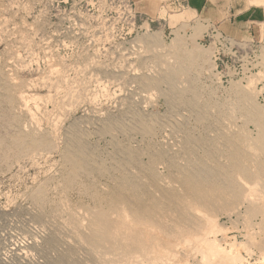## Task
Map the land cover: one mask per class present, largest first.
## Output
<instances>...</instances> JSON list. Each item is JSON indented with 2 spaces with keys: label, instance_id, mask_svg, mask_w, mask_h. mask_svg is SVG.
I'll return each mask as SVG.
<instances>
[{
  "label": "rangeland",
  "instance_id": "obj_1",
  "mask_svg": "<svg viewBox=\"0 0 264 264\" xmlns=\"http://www.w3.org/2000/svg\"><path fill=\"white\" fill-rule=\"evenodd\" d=\"M252 1L249 0V3L252 4ZM171 2L162 6L158 15L151 17L140 13L134 0H0L1 236L11 227L10 220L23 223L28 219H35L27 213L29 207L26 204L29 202V194L39 183L51 180L59 174L58 169L63 162L71 128L78 127L80 131L85 121L105 122L120 117L133 105L132 97L137 86L135 82H140L141 78H151L153 75L159 77L157 72L162 74L159 69L165 71L175 69V60L169 54L166 56L164 51L161 53L160 49L147 50L141 43L144 50L135 46L136 40H139L145 32L144 23L149 25L151 32L157 31L163 35L162 41L165 45L170 46L178 41L177 43L188 51L197 46L208 51L211 60L214 61L215 69L211 75L207 73V76L204 75L207 70L198 68V65L193 67L189 64V70L188 62L184 59L181 62L184 70L181 73L182 81L193 79L194 81H191L193 88L197 83L195 88L201 85L200 89H204L200 91L198 87L199 94L194 88L197 92L194 96L196 106H202L200 101L210 102L202 106H205L208 114L200 117L205 119L209 117L210 123L221 124V128L225 127L229 133L219 132L221 137L226 134L225 138L230 140V143H224L225 146L216 142L217 147L216 145L212 147L215 154L224 152L225 157L221 154L217 157L218 160L213 154L214 157L210 158L213 159L211 162L204 156L203 151H199V155L210 163L208 165L219 162L225 165L226 161L229 163V158L234 165L232 158H234L233 151L236 150V139L240 138L237 144L241 147L244 144L242 140L245 139V134L251 133L252 136H257L258 128L254 122L247 120L245 115L250 100L264 107V23L263 35L257 41L253 40L246 31L231 29L229 33L228 30L218 28L216 21L200 14L193 13L196 21H183L178 16L191 11L183 8L180 2H177V5ZM254 2L264 6V1ZM175 31H178V34H175ZM222 36L230 40V44L222 40ZM158 54L165 55L163 56L165 58L163 59L162 55L159 57ZM169 58L172 59L170 62ZM7 63L15 70L13 72L17 84L22 85L25 94L35 95L42 102L37 107L33 104L29 105L30 109H33L31 110L33 115L39 113L37 115L42 117L38 124L41 126L40 129L42 128L41 132L42 130L46 132L44 136L34 137L33 142L28 139L30 132L23 129V114L14 105L15 98L11 89L5 88L7 83L3 77L2 67ZM196 73L198 77L195 76ZM184 85H180V89L184 87L183 90L188 91L185 94L188 100V97L195 92L187 83ZM235 85L238 86L236 91L232 88ZM161 86L162 90L168 88L165 83ZM202 92L200 101L198 99L199 102L195 101L196 95H201ZM162 94L157 91L152 97L149 112L164 115L168 111L167 108L172 103L169 102L167 106L169 98ZM217 103L222 106H218ZM178 105L176 106L179 107ZM176 106L174 109L179 110L180 107L178 109ZM210 111L214 116L209 114ZM215 111H218V115ZM207 122L208 120H205V124ZM198 123H193L198 125L193 126L196 130L201 128V123ZM212 133L213 136L211 134L210 137L221 138L220 135L217 136L219 133ZM107 136L105 139H111L109 134ZM198 136L199 132H195L193 138L199 139ZM231 137L235 140L232 138V141ZM91 139L90 147L95 144L99 148L101 146V151L105 148V141L102 142L100 136ZM197 139L193 140L195 144ZM239 141L241 143H238ZM218 145L222 146L221 151ZM140 149L137 138L132 142L131 150ZM227 150L228 152L230 150L228 160H226ZM222 160L225 162L223 163ZM232 163L230 174L233 171ZM88 179L83 169L75 175L69 184V192L73 198L83 196L85 188L88 187ZM245 179L246 181L244 177L239 178L238 181L230 179V210L225 211L227 208H221L224 211L216 210L215 218L219 230L210 234V238L217 241L216 245L220 246L219 248L231 249L240 255V258H244L242 262L236 260L237 262L233 261L231 264L247 262L264 264V182L254 183L248 179L253 183V187L247 182V178ZM234 188L236 192L240 191L241 195L235 194ZM198 253L200 254L198 251L194 254L190 253L189 257L186 256V263L194 264L200 260L202 256ZM20 261L21 258L16 255L12 262L21 264ZM0 263L3 264L1 261Z\"/></svg>",
  "mask_w": 264,
  "mask_h": 264
},
{
  "label": "bare ground",
  "instance_id": "obj_2",
  "mask_svg": "<svg viewBox=\"0 0 264 264\" xmlns=\"http://www.w3.org/2000/svg\"><path fill=\"white\" fill-rule=\"evenodd\" d=\"M144 29V34L136 40L135 46L141 49L145 45L147 50L164 51L166 56L169 54L175 60V67L172 65L175 69H159L162 71V74L157 72L159 77L153 75L148 79L141 78L140 82L134 81L137 86L132 97L133 105L120 117L105 122L87 119L89 122L85 121L80 131L78 127L70 129L59 174L39 183L29 194V202L27 199L29 211L25 209L35 219L27 218L23 223L10 220L11 227L3 236L0 235V261L3 264H13L16 255L21 258V264H187L186 256L198 251L202 257L194 264H231L236 260L243 261L244 258H240L235 251L219 248L210 234L219 230L216 210H230V179L238 181L244 177L247 182H264V107L250 100L245 116L258 128L257 136L245 134V139L242 140L245 147L237 144L240 138L236 139V150L232 149L235 155L232 158L234 165L231 158L228 160L227 157L230 150H227V159L225 158L229 163L226 161V165L225 160H222L225 165L220 163L217 157L221 154L225 157V153L220 154L218 151V154L215 150L217 155L212 147H217L216 142L223 145L230 143L225 138V133L222 137L219 133L225 132V127L221 128V124H214L215 122L210 123L209 117H200L208 114L205 106L202 107L208 101L205 103L199 100L203 92L196 95L195 99L202 103V108L194 102L195 94L202 90L201 85L199 84L197 91L198 87L195 86L198 84H195L196 92L191 84L193 79L183 82L181 76L184 71L181 67L182 59L188 62L189 70V64L198 65V68L207 70L204 75H211L215 64L210 53L197 46L188 51L178 41L167 46L162 41L163 35L157 31L151 32L147 23H144ZM140 43L144 45L141 47ZM171 58L168 59L169 62ZM184 66L186 68L185 64ZM2 68L3 77L8 84L5 83V88L11 89L15 98L14 105L23 114V129L30 132L28 139L33 142L34 137L44 136L46 132H41L42 128L38 124L42 117L37 115L39 113H35L34 117L29 105L37 107L42 102L35 95L25 94L22 85L17 84L13 72L15 70L10 64L7 63ZM162 83L167 84L168 88L162 90ZM186 83L195 92L188 100L185 98L188 91L183 90L184 87L180 89V85ZM236 87L238 86L232 87L233 90ZM157 91L169 98L167 106L169 102L175 106L179 104L180 109L176 106L179 110H175V106L171 104L164 115L149 112L151 99ZM218 111H215L217 115ZM205 120H208L207 124ZM194 121L196 124L201 123L200 130H196L198 125H193ZM223 121L221 122L224 124ZM195 132H199V139L194 137L197 145L193 141ZM212 132L219 133L217 136L220 135L221 138L212 137ZM108 134L111 137L109 140L105 139ZM98 136L102 142L105 141L102 151L101 146H89L90 139ZM137 138L141 149L132 151V142ZM193 143L197 146L196 149ZM218 147H221L220 151L223 149L222 146ZM199 151H203L211 162L213 159L210 158L215 155L218 159L215 161L219 163L208 165L210 163L199 155ZM231 163L233 171L230 174ZM82 169L89 178L88 187L83 196L73 198L69 192V184ZM239 192L235 190V194H240Z\"/></svg>",
  "mask_w": 264,
  "mask_h": 264
},
{
  "label": "crops",
  "instance_id": "obj_3",
  "mask_svg": "<svg viewBox=\"0 0 264 264\" xmlns=\"http://www.w3.org/2000/svg\"><path fill=\"white\" fill-rule=\"evenodd\" d=\"M172 1L191 12L182 13L178 18L183 21H196L193 13L216 21L218 28L232 31H246L253 40L263 35L264 6L253 0H134L140 13L155 17L166 3Z\"/></svg>",
  "mask_w": 264,
  "mask_h": 264
},
{
  "label": "built area",
  "instance_id": "obj_4",
  "mask_svg": "<svg viewBox=\"0 0 264 264\" xmlns=\"http://www.w3.org/2000/svg\"><path fill=\"white\" fill-rule=\"evenodd\" d=\"M180 4V3H179ZM225 36H222V40H224L225 42L229 43L230 44V40H228L226 37L224 38ZM252 257H249V259H251ZM249 262H247L246 264H248Z\"/></svg>",
  "mask_w": 264,
  "mask_h": 264
}]
</instances>
